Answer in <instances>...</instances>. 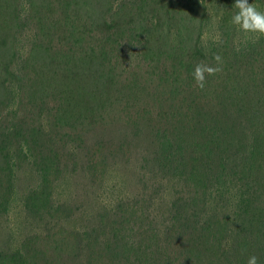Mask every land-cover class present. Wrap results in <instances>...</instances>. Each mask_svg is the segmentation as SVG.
Returning a JSON list of instances; mask_svg holds the SVG:
<instances>
[{
  "label": "trees",
  "instance_id": "1",
  "mask_svg": "<svg viewBox=\"0 0 264 264\" xmlns=\"http://www.w3.org/2000/svg\"><path fill=\"white\" fill-rule=\"evenodd\" d=\"M101 1L0 0V214L3 183L26 163L38 183L24 210L50 227L1 250L0 264H264V36L235 42L234 0ZM211 22L217 36L204 44ZM214 54L222 71L201 89L192 70ZM116 125V140L86 132ZM140 138V192L65 228L73 212L53 185L75 157L59 156L58 141L80 139L97 179Z\"/></svg>",
  "mask_w": 264,
  "mask_h": 264
},
{
  "label": "rangeland",
  "instance_id": "2",
  "mask_svg": "<svg viewBox=\"0 0 264 264\" xmlns=\"http://www.w3.org/2000/svg\"><path fill=\"white\" fill-rule=\"evenodd\" d=\"M99 2L102 5V1L99 0ZM107 17L109 18L108 15ZM205 31L206 33L202 41L204 44H207L217 36L213 22L209 23ZM246 37L247 34L237 31L235 42ZM128 65H137L136 57H133L128 62ZM24 106L32 111L25 103ZM15 112L17 114L16 119L23 113L17 106H15ZM4 117L6 118V113ZM52 120L53 117L51 116L50 120L47 121L48 124ZM7 124H9L8 120L3 123V126L5 127ZM120 127V125L108 126L101 132H98L97 128L91 127L86 132L93 141L97 140L102 132L108 131L110 132L109 138L116 140L124 132V129L122 131L119 129ZM57 134L61 135L60 132ZM79 136L81 134L75 131L72 137L77 138ZM92 143L91 139H87V145ZM133 144L135 146L130 153H126L124 159L118 156L115 161L110 160L105 170L98 173V178L95 179L94 173L88 172L85 169V162L87 161L86 150L78 149L82 146L81 140L70 142L66 147L70 151L62 149L63 141H58L56 152L60 154L59 156L69 154L75 157L74 161L68 164V168H74L72 175H60L57 179L58 182H54L53 185L55 199L59 202H65L70 206V210L66 214H69L70 211L73 212L72 218L65 223V228L82 230L86 226L87 221L99 209L113 206L119 199L136 196L140 192L142 187L140 181L143 180V177L139 168V160L142 152L147 149V143L144 138H140V140L133 142ZM12 176V184L7 185V183H3L4 187L11 189L9 192L8 211L5 214H0V251L5 250L10 252L16 249L19 250V248L24 249L26 240L33 233L48 231V228H50L45 227L44 223L38 220L28 218L24 210V198L27 192L31 186H35L38 183V177L36 174L34 175V169L30 165L23 163L20 166L13 167ZM172 188V185L164 188L162 196L153 206L154 214L164 211V205L171 199Z\"/></svg>",
  "mask_w": 264,
  "mask_h": 264
},
{
  "label": "clouds",
  "instance_id": "3",
  "mask_svg": "<svg viewBox=\"0 0 264 264\" xmlns=\"http://www.w3.org/2000/svg\"><path fill=\"white\" fill-rule=\"evenodd\" d=\"M233 7L235 10L230 17L231 25L245 34H256L257 38L264 36V11L249 0H234ZM212 58L216 62L214 66L198 63L192 70L191 75L201 89L205 87L206 74L210 76L222 71V57L214 54ZM247 264H258L257 256H248Z\"/></svg>",
  "mask_w": 264,
  "mask_h": 264
}]
</instances>
